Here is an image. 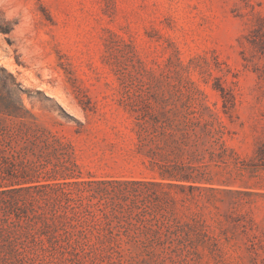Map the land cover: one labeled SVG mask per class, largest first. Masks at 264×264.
I'll list each match as a JSON object with an SVG mask.
<instances>
[{"label": "rangeland", "instance_id": "374dc122", "mask_svg": "<svg viewBox=\"0 0 264 264\" xmlns=\"http://www.w3.org/2000/svg\"><path fill=\"white\" fill-rule=\"evenodd\" d=\"M0 133L82 179L190 167L194 252L49 264H264V0H0Z\"/></svg>", "mask_w": 264, "mask_h": 264}, {"label": "trees", "instance_id": "16d2710c", "mask_svg": "<svg viewBox=\"0 0 264 264\" xmlns=\"http://www.w3.org/2000/svg\"><path fill=\"white\" fill-rule=\"evenodd\" d=\"M25 149L0 133V264L116 262L192 253L205 242L178 216L176 190L197 187L186 182L190 167L156 162L160 179H82Z\"/></svg>", "mask_w": 264, "mask_h": 264}]
</instances>
